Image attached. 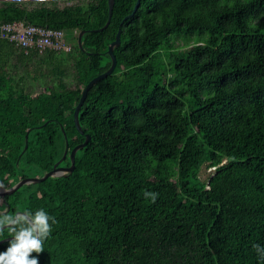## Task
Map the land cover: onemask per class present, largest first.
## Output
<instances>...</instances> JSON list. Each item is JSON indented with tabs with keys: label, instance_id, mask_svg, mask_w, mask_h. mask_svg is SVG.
Returning a JSON list of instances; mask_svg holds the SVG:
<instances>
[{
	"label": "trees",
	"instance_id": "1",
	"mask_svg": "<svg viewBox=\"0 0 264 264\" xmlns=\"http://www.w3.org/2000/svg\"><path fill=\"white\" fill-rule=\"evenodd\" d=\"M66 1H0V24L74 34L64 56L0 38V184L50 171L67 148L63 128V164L91 139L71 173L0 197V215L55 217L44 251L31 254L39 264H262L264 0H141L123 23L137 0H115L101 31L108 0ZM120 28L116 68L80 110L82 134L75 108L111 66ZM182 31L208 36L177 46L171 35ZM203 166L214 167L206 180ZM144 191L159 193L155 203ZM3 231L0 240L11 236Z\"/></svg>",
	"mask_w": 264,
	"mask_h": 264
},
{
	"label": "clouds",
	"instance_id": "2",
	"mask_svg": "<svg viewBox=\"0 0 264 264\" xmlns=\"http://www.w3.org/2000/svg\"><path fill=\"white\" fill-rule=\"evenodd\" d=\"M0 190L10 191L0 184ZM146 200L155 203L159 193L144 191ZM56 219L50 216L43 208L32 212L16 213L15 215H0V235L7 227L12 239L8 240L5 251L0 252V264H39V255L32 256L33 252L40 254L44 251V241L49 237ZM3 241V240H0ZM257 256L264 264V246L254 244Z\"/></svg>",
	"mask_w": 264,
	"mask_h": 264
},
{
	"label": "water",
	"instance_id": "3",
	"mask_svg": "<svg viewBox=\"0 0 264 264\" xmlns=\"http://www.w3.org/2000/svg\"><path fill=\"white\" fill-rule=\"evenodd\" d=\"M2 1V0H0ZM9 1H20V0H9ZM109 1V16H108V20H107V23L104 25V27L102 28H99V29H95V31H101L103 30L104 28H107L110 21H111V18H112V13H113V8H114V4H115V0H108ZM141 5V0H137L136 2V5L133 9V11L128 14L127 16L124 17L122 23L124 21H126L127 19L131 18L134 16V14L136 13V11L138 10V8L140 7ZM121 28L118 30L117 32V35H116V38L114 40H112L109 44V48H108V53L110 54L111 56V59H112V64L111 66L103 73L95 76L93 79H91L88 84L86 85V87L84 88L83 92H82V95H81V98L75 108V111H74V120H75V123H76V126L78 128V130L84 134V130L82 129L81 127V124H80V120H79V114H80V110L88 96V93L90 91V89L94 86V84L96 82H98L99 80L101 79H104L106 78L107 76H109L110 74H112L116 68V65H117V56L115 54V51H114V48L116 46H119L120 43H121ZM82 35H83V31L80 32L79 34V37H78V42L79 44L81 45V41H82ZM63 132H64V135H65V138H66V142H67V148L64 152V155L63 157L58 160L55 164H54V167L46 172L44 175H36V176H28V177H24V178H21L20 180H18V182H16L12 187H10V191H3V190H0V197L3 198L6 202V199L11 196L16 190H18L20 187H22L23 185L25 184H30V183H39L41 181H44L50 177H55V176H63L66 174V172L68 173H71L74 169H75V165H76V153L78 152L79 149H81L82 147L86 146L88 144V142L90 141L91 139V135L90 134H86V139L81 142V143H78L76 144L71 152H70V160H71V164H63L62 161L66 158L67 154H68V141H67V136L65 134V130L63 128ZM28 136H29V133L26 134V141H28ZM28 147V144L26 143L25 145V149H27ZM16 213H25L23 211H17ZM15 213V214H16ZM14 214V215H15ZM7 228V227H5ZM4 228V229H5ZM12 239L11 236H8L6 238H2L1 240L3 241H0V244L8 241Z\"/></svg>",
	"mask_w": 264,
	"mask_h": 264
},
{
	"label": "built area",
	"instance_id": "4",
	"mask_svg": "<svg viewBox=\"0 0 264 264\" xmlns=\"http://www.w3.org/2000/svg\"><path fill=\"white\" fill-rule=\"evenodd\" d=\"M0 38L9 41L26 54H44L49 50L70 51L72 44L66 40V32L47 26L24 24L21 21L1 23Z\"/></svg>",
	"mask_w": 264,
	"mask_h": 264
},
{
	"label": "rangeland",
	"instance_id": "5",
	"mask_svg": "<svg viewBox=\"0 0 264 264\" xmlns=\"http://www.w3.org/2000/svg\"><path fill=\"white\" fill-rule=\"evenodd\" d=\"M71 2L73 3V2H75V0H73V1H66V2H63V3H66V4L68 3L69 4ZM207 36H208V32L201 33L200 31H195V32H192V33L187 32V31H182L180 33H173L171 35V37L175 39V44L177 46L178 45H180V46L185 45L186 42H188V44H190V45H194L197 42H199V40H201L202 38L205 39ZM66 37H67V39L69 41L72 40L70 42H71V44H73L72 42H74V40L72 38H74V34L69 31V32L66 33ZM65 54H66V52H64V51H61L59 53L60 56H62V55L64 56ZM161 59H163L164 62H165V60L167 62L166 56H163ZM31 83L35 84L34 82H30V85L31 86L29 85V88L28 89L31 92H34V94H36L39 91L43 90V88L40 85H35L34 86ZM201 91L203 92L204 90H201ZM186 105L188 107V105H189V102L188 101H186ZM213 169H214V167L203 166L202 167V170L200 172L201 179H203V180L204 179L205 180L208 179V177L211 174V172L213 171Z\"/></svg>",
	"mask_w": 264,
	"mask_h": 264
},
{
	"label": "flooded vegetation",
	"instance_id": "6",
	"mask_svg": "<svg viewBox=\"0 0 264 264\" xmlns=\"http://www.w3.org/2000/svg\"><path fill=\"white\" fill-rule=\"evenodd\" d=\"M69 155H70V154H69ZM64 160H65V159H64ZM64 160H63V161H64Z\"/></svg>",
	"mask_w": 264,
	"mask_h": 264
}]
</instances>
